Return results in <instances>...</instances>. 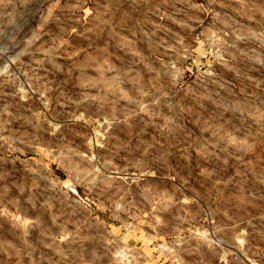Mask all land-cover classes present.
<instances>
[{
    "label": "rangeland",
    "instance_id": "1",
    "mask_svg": "<svg viewBox=\"0 0 264 264\" xmlns=\"http://www.w3.org/2000/svg\"><path fill=\"white\" fill-rule=\"evenodd\" d=\"M0 264H264V0H0Z\"/></svg>",
    "mask_w": 264,
    "mask_h": 264
}]
</instances>
